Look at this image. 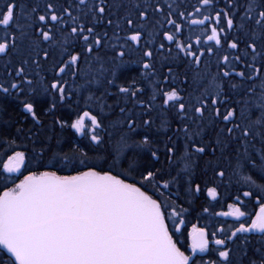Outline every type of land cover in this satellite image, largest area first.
<instances>
[{
	"label": "snow or ice",
	"instance_id": "6c2138e0",
	"mask_svg": "<svg viewBox=\"0 0 264 264\" xmlns=\"http://www.w3.org/2000/svg\"><path fill=\"white\" fill-rule=\"evenodd\" d=\"M212 3L213 0H203V5ZM232 7L239 10L235 0H232ZM111 8L108 0H66V3L59 5L55 0H46L42 9L39 3L29 8L16 0H7L5 7L0 9V26L5 28L4 37L0 39V54L10 55L13 50L20 51V44L26 38L28 45L26 57L7 73L12 79L0 82V93L19 98L25 95L27 85L28 96H51L52 103L47 111L52 112L57 102L66 103L72 96L67 91L68 81L64 75L70 74L76 78L80 74L79 63L84 57L95 55V59L102 60L99 52L103 48L112 51L111 60L119 59L117 69L129 63L124 58L133 48L141 51V60L133 63L142 65V76L151 77L156 75L151 45L157 43V38L159 42L155 52L163 53L166 50L171 54L172 48L166 49L164 41H167L177 49L174 59H182L183 52V58H191L190 64L196 66L201 64L202 57L215 54V46L222 48L226 44L233 50L240 47L237 39L229 42V33L218 26L223 16L227 29L235 27L234 17L227 12L217 11L214 17L208 15L203 20L192 21V24L201 25L205 21H215L210 29L211 35L207 36L214 46L194 51L192 43L178 39L177 34H183V25L171 18L172 4L168 5L166 11L159 4L132 3L125 15L115 21L109 11ZM254 9H260L256 16L252 15ZM157 14L162 19H155ZM178 15L184 17L185 13L179 12ZM18 17L24 23H20ZM240 20L238 30L247 29L245 35L248 39L244 41L242 54L244 57L250 56V60L243 65L247 75L244 70L236 72L235 68H231L229 56L224 55V71L217 72L210 79L198 74V79H207V87L201 95L189 96L185 100L176 88L166 90L162 86L175 75L172 67H168L163 82L149 81L151 94L145 100L141 98L145 88L135 77L122 85L117 83V72L114 70L112 78L107 80L109 87L116 88V92L111 94L117 97L114 104H107V88L99 97L90 99L101 105V112L105 107L113 111L118 108L120 120L127 126L128 134L109 142L103 153L89 149L94 153L90 155L79 145L68 152L56 151L50 143H45L33 148L31 159L23 151H16L8 158L4 164L8 173H19L22 168L28 171L26 162L45 170L28 171V175L19 183H15L13 177H2L0 246L10 255H0V264H204L203 258L196 257L195 253L208 251L213 243L210 236L215 238L217 232L194 228L192 256L186 255L178 247L179 236L174 239V234L180 232V226L184 224L182 213L186 209L173 196L179 199L183 195L188 200L195 199L196 194L201 192L200 184L193 179L192 157L215 156L219 152L220 157L208 161L219 177L225 175L223 170L216 171L220 167L219 161L227 160L231 167L234 159L233 173L254 189L243 195L264 201V182H258L250 173L244 174L251 167L264 181V0H247ZM102 24L114 25L111 36L107 30H97ZM166 25L172 28L167 29ZM204 30L209 29L205 27ZM195 43L200 45L201 41L197 39ZM53 50L59 52V59L50 69L53 78L47 87L38 92L35 77H39V82L46 79V75H42L46 73L43 62L52 58ZM164 59L168 57L164 56ZM241 59V55L232 57L237 63ZM32 66L34 77L29 78ZM100 68L103 69V64ZM234 74L242 80L261 78V91L256 94L255 88H248L249 98L237 101L239 108L224 107L228 105V96L223 81ZM83 75L87 77L88 73ZM84 82L88 84L92 81L85 79ZM96 82H100L98 77ZM228 87L236 90L242 85L230 83ZM22 106L39 122L36 99L29 100L26 96ZM173 109L176 117L174 128L172 120L168 118V113ZM157 110L161 121L154 130L152 113ZM85 118H89L92 125L87 132ZM59 123L61 127H71L87 135L96 145L105 144L99 134L104 131L102 121L89 112H84L83 116L71 123ZM214 125L223 126L215 127L214 135L206 138ZM137 128H143V132L138 134V138H133L132 134L136 133ZM161 132L164 137L158 138ZM169 132L172 134L169 135ZM181 138L184 141L183 152L178 155L177 142ZM8 142L15 144V140ZM257 142L260 147H257ZM233 146L234 153L226 155V151ZM254 153L258 155L259 164L253 158ZM178 161L183 162V167L174 172L173 166ZM158 163L161 167H157ZM165 163L169 165L168 168L164 167ZM49 166L70 169L74 174L60 175L57 171L48 170ZM9 182L13 186L8 187ZM207 194L213 199L218 196L215 187L207 188ZM236 200L239 202L240 197L237 196ZM229 208L230 212L220 215H247L238 204L229 205ZM203 211L208 212L209 209L204 208ZM217 231L224 233L225 238L214 239L215 245L220 246L212 249L217 258L209 260L207 264H243L242 257L247 255V251L240 258L234 257L229 241L237 233L255 232L264 238V203L255 219L248 224L240 223L230 235L223 227ZM244 243L247 244V238ZM256 252L260 253V258L249 257L248 264H264V248H257Z\"/></svg>",
	"mask_w": 264,
	"mask_h": 264
},
{
	"label": "trees",
	"instance_id": "16d2710c",
	"mask_svg": "<svg viewBox=\"0 0 264 264\" xmlns=\"http://www.w3.org/2000/svg\"><path fill=\"white\" fill-rule=\"evenodd\" d=\"M29 4H26L29 8L33 6L34 3H39L41 9L43 8L46 0H24ZM108 2L112 5V8L109 10L112 13V18L115 19L123 17L126 11L129 9L132 3H140L144 4L145 2L152 3L153 5L159 4L165 8L167 11L168 5L172 4V11L173 16L172 19H176L177 23L183 25V34H177L178 39L184 41L185 43H192L193 50L197 51L202 48H207L209 46H214V42L208 41L207 36L211 35V27L214 20L205 21L204 25L201 24H192L193 20H203L204 16H215V12H227L230 13L235 20V27L232 29H227L225 27L226 18L222 16V19L218 22V26L224 31L229 33V42L232 39H237L239 41L240 47L239 50L229 49L225 44L224 47L215 46V54L211 56L202 57V62L199 66L194 64H190L191 58H183V52H181L182 59L176 60L174 59L175 53L177 51L174 44H170L167 41H164L166 44V49L168 47L172 48V53L169 54L166 50L163 53L155 52V48L158 47L159 38H157V43L151 45L154 49V57L153 62L156 68V75L151 77H144L141 73L144 71L142 69V65L140 63H133L134 61H140L142 58V52L137 51L133 48L129 54L126 55L124 58L127 63L122 68L117 69L116 66L120 64L119 59L111 60L110 57L112 56V51L108 48H103L100 50L99 55L103 58L102 60L95 59V55L84 57V59L79 63L80 74L77 75L76 78H73L70 74L64 75V79L68 82H72L75 84V87L72 84L67 85V91L72 93L71 98L66 103L57 102L56 109L52 112H46L50 104L52 103L51 96L48 94H44V96H28L27 90L28 86L25 85V95L19 96V98H15L14 96H5L4 94L0 93L2 99L4 101L0 102V133L4 137L5 142L15 140V144L28 147L29 143H33V139L38 137L36 148H39L40 145L45 143H50L53 150L56 151H63L68 152L66 146L75 147L79 145L80 147L84 148L86 151L89 149L94 150V152L103 153L105 148L107 147L108 143L111 141H115L121 135L128 134L129 130L126 125L120 120V114L118 112V108L114 111L105 107L103 112H101V105L97 102H94L90 97H99L101 93L105 91L107 88L109 95L106 97L107 104L113 105L114 101L117 97L111 95L112 93L116 92L115 87H109L107 84V80L111 79L112 72L115 70L117 72V83L126 85V82L129 78L135 77L138 82L145 88V93L141 97L142 99H148L151 94V86L149 81L160 80L164 81V77L167 75V68L172 67L174 78L169 77L166 83H162V86L165 87L166 90L171 88H176L180 91L181 95L184 96L185 100L189 98V96H198L203 93L205 87H207V79L200 80L197 78V75H206L208 79L212 76H215L217 72L222 73L225 69V65L223 62V56H229V63L231 64V68H235L236 72L239 71H246L243 67L244 62L250 60L249 57H244L242 54L245 49L244 41L248 39L245 35V30H238L239 25L241 23L240 16L243 14L244 7L247 3V0H235L236 4L239 6V10L232 7V0H213L211 5H203V0H108ZM55 3L62 4L66 3V0H55ZM260 9H254L252 15L256 16L257 12ZM179 12H184L185 16L180 17L178 15ZM155 19H162V17L157 14ZM125 27H127L125 25ZM167 29H171V25L165 26ZM205 27L209 30L205 31ZM249 27H252L249 24ZM98 31L107 30L109 32V36L112 35V32L115 30L113 26H107L106 24L99 25L97 28ZM223 36V32L221 33ZM199 39L201 41L200 45H197L195 42ZM47 47V43L44 45ZM258 45V51H259ZM234 55H241L242 59L239 63L232 60ZM164 56H167L168 59H164ZM52 57L54 60L59 59V52L58 50H53ZM43 62L46 73H42V75H46V79L42 82H39V77H35L38 83L35 85L37 91L39 92L43 87H47L48 83L53 78V73L50 71L51 66L55 61ZM259 64V58H258ZM103 64V69L100 68V65ZM91 65V67H89ZM229 68V71H231ZM34 69V66H32ZM125 69H130L131 71H125ZM30 71L29 73H32ZM87 72L88 76L85 77L83 74ZM246 71V75H247ZM32 75L29 78H33ZM99 78L100 82L97 83L96 79ZM262 77H264V73H262ZM85 79L91 80V83L85 84ZM226 89V95L228 96V105L224 107H237V101H240L242 98H249V94L247 93L248 88H255V93L259 94L261 91L260 84L261 78H257L254 80H242L240 77L236 76L235 74L229 79L225 78L223 81ZM230 83H235L238 85H242L241 88L236 90L230 89L228 86ZM78 93L76 96L75 93ZM29 100L36 99L38 101V108H37V120H34L29 113H24L20 106L22 105V101L26 98ZM76 97L81 101L79 104L75 105ZM48 99V100H47ZM159 103V101H157ZM18 105V107L15 106ZM70 105V106H69ZM131 107V105H129ZM137 111L139 109L137 108ZM223 111V107H222ZM84 112H89L91 115L97 116L98 119L102 121L104 131H101L99 134L104 138L105 144L103 146L96 145L94 142H91L89 137L85 134H81L77 132L76 129L71 127H61L60 121H67L69 123L75 121L78 117L82 116ZM175 109L168 113V118L172 120V127L174 128L176 125V117L174 115ZM147 119V117H144ZM208 118V114L206 113V120ZM89 118H86L85 122V129L86 132L91 129L92 126L89 123ZM152 119L154 121L153 129L155 130L161 121V115L159 110L154 111L152 113ZM119 120V122H118ZM7 121V122H6ZM89 121V122H88ZM121 122V123H120ZM39 126L47 127L45 130L39 132ZM223 125H214L209 129V135L206 138H211L214 135V128L215 127H222ZM19 129V131H17ZM137 130H143V128H137ZM139 133L132 134L133 138H138ZM169 135L172 133L169 132ZM51 140H48V138ZM164 133L161 132L158 138H163ZM59 142V143H58ZM179 149L178 155L182 154L183 152V139L181 138L178 142ZM161 151H163V143L160 145ZM257 147H260L259 143L257 142ZM235 146L229 148L226 151V155L234 153ZM26 155L31 159L30 153L25 152ZM89 154H94L93 151H89ZM220 157V153L217 152L215 156H193L192 161L194 163L193 168V178L195 183H199L201 187L203 186H212V187H220V191L222 193L230 192V193H240L243 192L241 189H236L239 185L244 186L243 184H239V182H231L229 181L230 178H238L239 175H235L233 173V168L235 167V161L233 159L232 166H229L227 160L221 159L219 161L220 167L216 169V171L223 170L225 175L223 177H219L213 171V166L208 164L209 160H216ZM254 159L257 160V164L260 163L258 155L254 153ZM163 159V157H161ZM28 171H41L45 170L44 168H36L33 164H29L26 162L25 166ZM157 167H161L158 163ZM165 168H168L169 165L167 163L164 164ZM183 167V162L178 161L174 166V172L179 170ZM48 170L57 171L60 175H71L74 174L70 169H60V168H53L49 166ZM26 171V170H25ZM26 171V172H28ZM251 174L255 179L259 180L258 182H264L260 180V177L256 173L255 170L249 167L244 174ZM113 174H116L115 172ZM9 176L0 169V193L4 190V184L2 177ZM13 177V176H10ZM15 183L19 180L16 177H13ZM8 187L13 186L11 182L8 183ZM231 188L226 189L225 187ZM248 186V185H247ZM235 188V189H234ZM0 255L7 257L10 255L7 253V250L0 246Z\"/></svg>",
	"mask_w": 264,
	"mask_h": 264
},
{
	"label": "flooded vegetation",
	"instance_id": "af4514ba",
	"mask_svg": "<svg viewBox=\"0 0 264 264\" xmlns=\"http://www.w3.org/2000/svg\"><path fill=\"white\" fill-rule=\"evenodd\" d=\"M18 4H22L21 1H16ZM14 30V29H13ZM5 28L0 26V39L4 37ZM18 36V34H17ZM6 56L0 54V57ZM21 110L23 106H20ZM24 113H27L24 109ZM30 114V113H29ZM26 166V165H25ZM6 171V170H5ZM35 171V170H34ZM44 171V170H41ZM6 173L9 176L16 177L19 181L24 178L28 173L24 168L21 169V172ZM18 181V182H19ZM231 182H242L240 178H230ZM259 181V180H257ZM17 182V183H18ZM134 182V181H132ZM212 186H203L201 187V192L196 194L195 199L189 198L185 200L183 195L179 199L173 196V199L176 200L178 204H182L183 208L186 209L182 213V218L184 224L180 226V232L174 234V239L176 236H179L178 247L186 255L192 256L193 251L191 245L193 243V229H206L209 233L217 232V235L213 239V243L209 245V250L205 252L197 251L195 253L196 257H202L204 264H207L209 260L216 259V253L212 249L218 248L220 246L215 245L214 239H224L225 234L220 233L217 230L221 227L225 229V232L230 235L235 228L239 227L240 223L248 224L252 219H255L258 215L259 208L264 201L258 200L255 197H245L244 192L254 191L253 188L249 186L236 187V189H241L243 192L240 193H222L220 187H216L218 196L213 199L207 194V188ZM226 189H231L228 186ZM235 189V188H234ZM240 197V201L237 202L236 197ZM238 204L241 207V210L244 211L247 215L245 217H236L232 215H220V213L230 212L231 209L229 205ZM204 208H208L209 211H203ZM180 209L178 208L177 211ZM169 227L172 229L171 218L169 219ZM245 238H247V244L244 243ZM230 246L233 248V256L240 258L242 253L246 250L247 255L242 257L243 264H248L249 257L259 259L260 253L256 252L257 248H264V238L260 233H237L236 237H232L229 241Z\"/></svg>",
	"mask_w": 264,
	"mask_h": 264
},
{
	"label": "bare ground",
	"instance_id": "6f19581e",
	"mask_svg": "<svg viewBox=\"0 0 264 264\" xmlns=\"http://www.w3.org/2000/svg\"><path fill=\"white\" fill-rule=\"evenodd\" d=\"M16 1H21L22 4H25V5L26 4H29L28 2H25L24 0H16ZM6 2H7V0H0V9H3L5 7ZM18 20H19L20 23H24V20L22 18H19L18 17ZM17 34L19 36V33H17ZM27 45H28V40L26 38L23 41V43L20 44V51L13 50L10 53V55H6V56H3V57H0V82H3L5 80H11L12 79V77L11 76H8L7 73L9 71H11V67L13 65L19 66L20 60L26 57L27 52L25 51V49L27 48ZM53 61H56V59L54 60V57H52L49 62H53ZM6 65H8V67H6ZM30 71H33V72L32 73H28L29 77H31L32 75H34V69H30L29 72ZM72 84L75 87V84L72 83V82H70V81L68 82L67 85L68 86L71 85L70 87H72ZM75 95L77 96L78 93L76 92ZM42 96H44V95H42ZM81 99L79 100L76 97V99H75V105L79 104L80 101H81ZM2 101H4V100L2 99V96H0V102H2ZM15 106L18 107V105H16V104H15ZM46 112H48V111L46 110ZM45 128H47V127L39 126V132L45 130ZM136 132L137 133H141V132H143V130H137ZM33 141L36 142L35 145L33 143H29L28 144V147H25V146H22L21 147V145H18V144H11L9 142H5L4 137L0 133V169L2 171H5L4 164L8 162V158L10 156H12L14 154V152H16V151H23V152H27L28 151V153H30V155L32 157V155H33V148L37 145L38 137L35 138V139H33ZM66 147H67V149L70 150L74 146L73 147L66 146ZM5 173H6V171H5ZM239 184H243L244 186H247L243 181L242 182H239ZM244 186L239 185V187H244Z\"/></svg>",
	"mask_w": 264,
	"mask_h": 264
},
{
	"label": "rangeland",
	"instance_id": "374dc122",
	"mask_svg": "<svg viewBox=\"0 0 264 264\" xmlns=\"http://www.w3.org/2000/svg\"><path fill=\"white\" fill-rule=\"evenodd\" d=\"M82 116H83V114H82ZM86 120V118L84 119V121ZM89 121H90V119H88ZM88 121V122H89ZM118 122H119V120H118ZM90 124H91V122H89ZM121 123V122H120ZM84 124H85V122H84ZM90 126H92V125H90ZM6 170V169H5ZM238 178H240V177H238ZM19 183V182H18Z\"/></svg>",
	"mask_w": 264,
	"mask_h": 264
},
{
	"label": "water",
	"instance_id": "95a60500",
	"mask_svg": "<svg viewBox=\"0 0 264 264\" xmlns=\"http://www.w3.org/2000/svg\"><path fill=\"white\" fill-rule=\"evenodd\" d=\"M259 214H260V210H259Z\"/></svg>",
	"mask_w": 264,
	"mask_h": 264
}]
</instances>
